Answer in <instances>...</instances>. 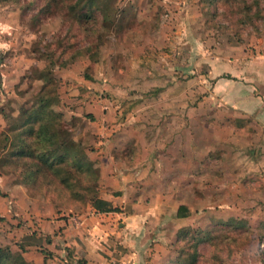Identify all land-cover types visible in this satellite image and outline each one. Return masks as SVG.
<instances>
[{
    "label": "rangeland",
    "instance_id": "obj_1",
    "mask_svg": "<svg viewBox=\"0 0 264 264\" xmlns=\"http://www.w3.org/2000/svg\"><path fill=\"white\" fill-rule=\"evenodd\" d=\"M30 1L0 0V109L16 116L53 70L76 147L89 159L112 150L128 177L109 189L99 181V193L121 192L111 202L120 211L77 264H174L183 227L218 235L217 247L198 245L197 264H264V0L263 18L253 0L244 18L213 14L207 0H110L121 28L91 45L58 14L33 18L41 0ZM251 95L263 104L247 115L235 100ZM1 110L0 132L11 120ZM238 118L249 121L242 130ZM136 139L142 159L128 165ZM47 204L88 207L49 202L0 169V246L45 247L34 210L49 220Z\"/></svg>",
    "mask_w": 264,
    "mask_h": 264
},
{
    "label": "trees",
    "instance_id": "obj_2",
    "mask_svg": "<svg viewBox=\"0 0 264 264\" xmlns=\"http://www.w3.org/2000/svg\"><path fill=\"white\" fill-rule=\"evenodd\" d=\"M253 1L258 6L261 0ZM30 2L33 4V0ZM207 3L213 8V14L217 13L220 6L228 11H241L244 18L249 16L248 12L252 9L246 0H207ZM257 9V15L263 18L260 7ZM99 12L102 17L98 26ZM117 13V8L110 5V0H41L33 18L38 20L41 15L58 14L63 23L83 33L86 42L91 45L96 36L103 32L121 28L122 21L116 16ZM52 72L51 69L47 70L48 78L35 93L31 104L22 106L16 116L7 115L0 109L4 116L11 119L7 130L0 132V169L17 171L24 187L43 193L47 201L56 205L64 202L68 209L78 208L81 211L88 205L98 213L119 212L118 207L100 197L99 168L94 161L85 157L83 149L76 147L71 125L63 113L55 108L58 102V80ZM247 123V119L238 118L233 125L242 130ZM134 146L133 150L126 151L133 157L129 164H133L140 156V145L135 142ZM215 238L218 235L210 227L199 231L192 227L179 229L174 246L180 242L183 245L174 264H197L200 256L198 245L207 242L217 247ZM18 246L24 251V245ZM42 252L49 253L46 249H42ZM0 264L27 262L21 253L4 245L0 246Z\"/></svg>",
    "mask_w": 264,
    "mask_h": 264
},
{
    "label": "crops",
    "instance_id": "obj_3",
    "mask_svg": "<svg viewBox=\"0 0 264 264\" xmlns=\"http://www.w3.org/2000/svg\"><path fill=\"white\" fill-rule=\"evenodd\" d=\"M262 88H264V84H261ZM237 102H239L242 105H246L243 107H240L239 110H241L243 113L250 115L252 111H250V105L256 104V108H260L263 103H261L260 100L253 98V95L246 98L245 102L242 100H238L236 98ZM238 108V106L236 107ZM140 145V156L133 162V164L139 163L142 159L143 155V146L142 143L136 139L135 141ZM130 146L126 145L125 147L121 149H114L115 152H118L120 150V153L125 151V148H128ZM135 146L128 148V150H133ZM100 153V156L95 157L96 159V166L99 168L100 173V183L104 182L105 186L109 189L110 186L113 187V185L118 184V178H122L126 180L127 176H122L116 174V168L114 163V158L111 156L113 154L112 150H109L108 152L105 151L102 153V151H98ZM104 154V155H102ZM114 155V154H113ZM132 155L129 161H132ZM92 160H95L91 157ZM111 187V188H112ZM114 190V189H112ZM116 191V189H115ZM115 195V196H113ZM121 195L120 193H104L100 192V197L110 201L112 203L115 202V199ZM46 206H50L49 209V220L41 219V214L39 213V210H34V213L37 216H40L38 219L40 223L38 226H40V230L38 232H42L49 235L50 237L45 238L48 239V242L44 243V246L48 248L49 254L48 256H45V254L42 252V249L45 247L39 245H24V251L23 256L29 263L33 264H77V262L80 259L89 260L92 258L94 249L98 246V241L103 235V231L106 229H110L113 225L112 218L116 214V212H109V213H98L95 212V210L88 206L86 211L77 213L81 220V225L79 227H76L71 219L70 216L74 213H71V211H64L58 212V210L51 204H47ZM115 206V205H114ZM26 236V235H25ZM33 236V235H31ZM46 237V236H45ZM29 244V243H28ZM33 244V243H32ZM91 256V257H90Z\"/></svg>",
    "mask_w": 264,
    "mask_h": 264
},
{
    "label": "built area",
    "instance_id": "obj_4",
    "mask_svg": "<svg viewBox=\"0 0 264 264\" xmlns=\"http://www.w3.org/2000/svg\"><path fill=\"white\" fill-rule=\"evenodd\" d=\"M70 219H71L72 223L76 227H79L81 225V220H80V218L78 216H76V215L73 214V215L70 216Z\"/></svg>",
    "mask_w": 264,
    "mask_h": 264
}]
</instances>
